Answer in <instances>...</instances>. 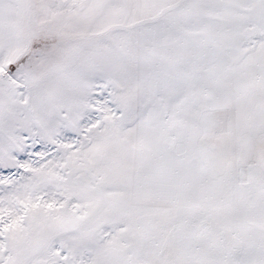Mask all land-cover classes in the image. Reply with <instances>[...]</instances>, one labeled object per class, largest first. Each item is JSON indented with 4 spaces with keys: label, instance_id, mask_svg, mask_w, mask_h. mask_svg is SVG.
Here are the masks:
<instances>
[{
    "label": "snow or ice",
    "instance_id": "snow-or-ice-1",
    "mask_svg": "<svg viewBox=\"0 0 264 264\" xmlns=\"http://www.w3.org/2000/svg\"><path fill=\"white\" fill-rule=\"evenodd\" d=\"M0 264H264V0H0Z\"/></svg>",
    "mask_w": 264,
    "mask_h": 264
}]
</instances>
